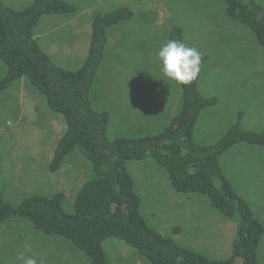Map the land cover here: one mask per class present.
<instances>
[{
  "label": "rangeland",
  "instance_id": "rangeland-1",
  "mask_svg": "<svg viewBox=\"0 0 264 264\" xmlns=\"http://www.w3.org/2000/svg\"><path fill=\"white\" fill-rule=\"evenodd\" d=\"M2 1L13 9H22L32 0ZM67 1L77 7L83 20L119 7L133 13L132 18L108 32L109 46L90 95L93 107L109 114V139L158 134L177 112L180 85L164 80L157 59L176 26L182 29L183 43L201 53L199 91L217 100L200 114L193 134L195 143L217 142L239 113L242 129H264V49L245 26L225 16L222 0ZM256 2L264 6V0ZM78 39H86L83 31ZM47 48L60 49L55 42ZM50 57L67 70H76L82 64L79 59ZM3 70L0 62V76ZM64 129L62 116L48 109L26 79L15 81L0 93L3 200L16 205L31 194L62 192L63 210L73 212L75 196L91 177V169L78 152H73L55 173L49 172ZM221 163L237 193L264 224V147L238 144L222 156ZM127 170L141 200L140 211L151 228L211 259L230 255L235 223L219 214L205 196L175 192L166 173L152 160L130 161ZM174 228L176 233L172 232ZM103 249L110 264H147L121 240L107 239ZM21 254L35 257L38 264H89L85 255L66 240L42 235L26 220L0 225V264H23ZM261 259L264 264V243Z\"/></svg>",
  "mask_w": 264,
  "mask_h": 264
},
{
  "label": "trees",
  "instance_id": "trees-1",
  "mask_svg": "<svg viewBox=\"0 0 264 264\" xmlns=\"http://www.w3.org/2000/svg\"><path fill=\"white\" fill-rule=\"evenodd\" d=\"M225 16L245 26L264 49V6L256 0H222ZM77 7L67 0H32L13 9L0 0V93L21 79L44 98L48 109L64 120L48 170L55 173L63 160L78 152L90 165L91 177L78 190L74 210L66 213L64 194H31L13 205L0 195V225L26 220L45 236L61 237L82 252L89 264H110L103 249L107 239H118L147 264H259L264 225L225 177L221 157L238 144L264 147V130L241 127L242 113L212 145L195 143L194 129L202 111L215 97L199 91L198 78L180 85L181 99L170 122L155 135L109 139L110 118L93 107L90 95L101 65L109 29L132 18L127 7L93 16L87 55L76 70L57 66L40 46L35 30L45 16H71ZM183 42L182 29L173 27L168 41ZM154 161L179 194H199L225 219L235 223L231 253L211 259L176 244L151 228L140 211L141 200L127 170L130 161ZM176 233L177 229H172Z\"/></svg>",
  "mask_w": 264,
  "mask_h": 264
},
{
  "label": "crops",
  "instance_id": "crops-1",
  "mask_svg": "<svg viewBox=\"0 0 264 264\" xmlns=\"http://www.w3.org/2000/svg\"><path fill=\"white\" fill-rule=\"evenodd\" d=\"M92 18H93V15L90 17V19H84V20L81 19L80 13H78V9L76 13L71 16H45L42 18V20L39 23L43 25L40 28L37 27L35 30V37L37 38L43 50L45 49L46 51H48L46 53L49 56L52 55L55 58V60L62 59L65 61L68 58H73L76 61L77 59H79V63H82L87 55V51L89 47ZM89 27H90V30H89ZM114 28L109 29L108 32L114 30ZM81 31L85 33L86 39H81V40L78 39V37H80ZM47 38H50V40ZM108 40H109V35L107 38V45L109 46ZM54 42L57 43L60 49L59 50L50 49V50L56 53L50 52V50L47 48L49 43L51 44ZM180 99H181V95L178 101V106L180 105ZM4 166L5 164H2L1 168ZM221 167H222L223 173L225 177L227 178V180L231 183L232 187H235L234 184L231 182V180H229V178L226 176V172L222 166V163H221ZM263 243H264V236H263L262 245L259 251V264H261V261H262L261 252L263 249Z\"/></svg>",
  "mask_w": 264,
  "mask_h": 264
},
{
  "label": "clouds",
  "instance_id": "clouds-1",
  "mask_svg": "<svg viewBox=\"0 0 264 264\" xmlns=\"http://www.w3.org/2000/svg\"><path fill=\"white\" fill-rule=\"evenodd\" d=\"M164 80L177 85H190L198 78L202 62L201 53L177 40L168 41L157 53ZM23 264H38L35 257L19 256Z\"/></svg>",
  "mask_w": 264,
  "mask_h": 264
}]
</instances>
